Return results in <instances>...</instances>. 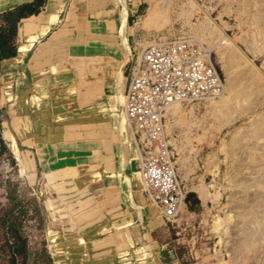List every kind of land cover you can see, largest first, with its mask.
<instances>
[{"label":"crops","instance_id":"0c3cea01","mask_svg":"<svg viewBox=\"0 0 264 264\" xmlns=\"http://www.w3.org/2000/svg\"><path fill=\"white\" fill-rule=\"evenodd\" d=\"M162 4L0 0V15L31 6L16 24L13 52L0 57V144L39 204L52 264L231 263L209 240L220 236L213 209L229 185L215 176L231 171L222 158L229 152L185 123L197 105L166 108L186 192L172 222L147 192L125 117L128 65L163 25ZM180 19L169 24L172 36Z\"/></svg>","mask_w":264,"mask_h":264},{"label":"rangeland","instance_id":"374dc122","mask_svg":"<svg viewBox=\"0 0 264 264\" xmlns=\"http://www.w3.org/2000/svg\"><path fill=\"white\" fill-rule=\"evenodd\" d=\"M161 3L163 14L157 15V21L163 25L155 28L146 47L158 40L193 39L209 51L223 84L216 95L176 102L188 108L197 105L185 115V123H198L199 130L207 129L210 146L229 152L222 158L224 169L229 166L231 171L215 176L216 181L229 185L223 200L213 209L219 219L214 227L220 236L209 240L216 241L224 249L220 254L231 262L219 264H264V0ZM175 17L181 19L172 36L169 24ZM142 51L135 50L134 57ZM165 138L172 155L166 134ZM183 189L182 202L186 193ZM11 208L22 221L21 234L28 250L25 259L18 257L15 263L5 239L8 235L9 243L15 242L8 230L13 219L6 223L4 219ZM43 227L30 186L21 182L15 163L0 144V264H52Z\"/></svg>","mask_w":264,"mask_h":264},{"label":"built area","instance_id":"2783aa9c","mask_svg":"<svg viewBox=\"0 0 264 264\" xmlns=\"http://www.w3.org/2000/svg\"><path fill=\"white\" fill-rule=\"evenodd\" d=\"M222 88L211 54L190 38L158 40L131 61L125 117L141 153L147 192L169 222L178 215L184 187L165 138L166 108Z\"/></svg>","mask_w":264,"mask_h":264},{"label":"trees","instance_id":"16d2710c","mask_svg":"<svg viewBox=\"0 0 264 264\" xmlns=\"http://www.w3.org/2000/svg\"><path fill=\"white\" fill-rule=\"evenodd\" d=\"M30 5H24L16 10L8 11L0 15V20L4 21L7 26H0V57H7L13 52L12 38L16 32V24L18 20L24 15L26 11H30ZM4 28L6 31L4 32ZM3 145V144H2ZM24 212V211H23ZM14 208L8 210L5 214V223L12 220L8 225V230L12 233V237L15 239L13 244L9 243L10 236H6V244L12 249L13 256L12 261L15 263L18 261V257L25 259L27 254V240L21 234L22 221L18 220V217L13 215Z\"/></svg>","mask_w":264,"mask_h":264},{"label":"bare ground","instance_id":"6f19581e","mask_svg":"<svg viewBox=\"0 0 264 264\" xmlns=\"http://www.w3.org/2000/svg\"><path fill=\"white\" fill-rule=\"evenodd\" d=\"M176 103V102H175Z\"/></svg>","mask_w":264,"mask_h":264}]
</instances>
